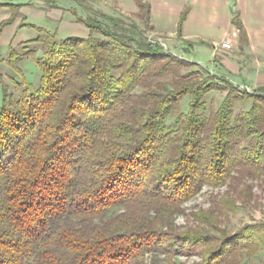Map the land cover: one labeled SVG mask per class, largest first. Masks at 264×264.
<instances>
[{"label": "trees", "instance_id": "obj_1", "mask_svg": "<svg viewBox=\"0 0 264 264\" xmlns=\"http://www.w3.org/2000/svg\"><path fill=\"white\" fill-rule=\"evenodd\" d=\"M135 1L148 22L149 7ZM8 5L13 17L0 24V38L19 15L20 4ZM103 18L108 24L86 21L87 38L58 40L37 26L40 82L33 88L23 77L18 99L4 92L0 264H152L151 253L200 249L203 264H245L264 250V224L219 239L173 227L205 184L225 185L237 174L240 197H253L247 181L264 173V87L250 92L225 78L227 87L184 74L188 64L209 72L147 41L138 24ZM212 90L228 92L217 110L204 100ZM187 94L194 102L186 113ZM237 100L251 108L237 114ZM236 203L225 198L195 219L216 227Z\"/></svg>", "mask_w": 264, "mask_h": 264}, {"label": "crops", "instance_id": "obj_2", "mask_svg": "<svg viewBox=\"0 0 264 264\" xmlns=\"http://www.w3.org/2000/svg\"><path fill=\"white\" fill-rule=\"evenodd\" d=\"M76 0H0V24L13 17L9 2L20 4L19 15L5 26L0 44L17 46L35 39L36 27L68 37H88L90 29L75 10ZM99 17L115 16L106 2H115L122 13L141 8L135 0H88ZM149 7L148 24L170 46H178L193 62L214 76L241 88L243 83L264 87V0H142ZM46 2L50 3L47 4ZM81 6V4H80ZM185 15V17H183ZM238 20L242 25L237 34ZM229 38L231 49L220 47ZM63 39V38H61Z\"/></svg>", "mask_w": 264, "mask_h": 264}, {"label": "rangeland", "instance_id": "obj_3", "mask_svg": "<svg viewBox=\"0 0 264 264\" xmlns=\"http://www.w3.org/2000/svg\"><path fill=\"white\" fill-rule=\"evenodd\" d=\"M46 3L50 5L48 2ZM106 3L112 7L114 10L113 13L116 17L124 20L126 23L138 24L147 38V41L152 42L153 44H160L165 48L166 51L174 54L178 58L193 62L191 61L192 58L188 57V55H186L181 48L175 45H168L165 39H160L161 37L151 32L150 26L145 18V10L141 9L140 16L142 18H138L134 12L122 13L115 2L111 1ZM75 6L76 8L74 9L81 14L80 16H82V18L92 16L104 24H108L106 19L99 17L94 11L90 10L92 8V4L88 0H76ZM52 28H54V30H48L55 33V25ZM89 29L91 34V28ZM36 32L38 35V30H36ZM237 34H239L238 29ZM96 36L102 37L98 34ZM56 38L60 40L61 38H65V35L58 34ZM34 40L35 39H31L22 42L15 47L13 46L14 50L11 56L13 65L10 64V46H7L6 44H0V104L3 100L4 92L10 96L8 99H18L21 96L18 84H22L24 82L23 77L26 78L33 88L38 86L41 78V72L35 59L38 56H42L43 51L41 49V44L34 42ZM191 72H200L204 78L210 79L214 77L213 81L215 83L223 87H227L220 76H214L209 71V73H206L202 71L201 68L196 64H188L182 70V73L184 74H189ZM163 80L164 82H169L170 78L167 77ZM241 83H243V86L240 90L246 89L250 92H255L258 89L251 84H245L244 81ZM142 90L143 87L139 86L135 89L134 93H140ZM227 93L228 92L224 90H212L204 96V100L210 109L217 110L221 106L224 98L227 96ZM11 96L13 98H11ZM193 102L194 99L191 94L185 95L181 99V110L187 113L190 110L191 104ZM234 106L235 112L237 114L245 112L251 108L250 103L241 100H237ZM175 120L176 119L174 117H171L167 120V122L172 124ZM236 177L237 174H234V177L225 185L217 187L205 184L194 197L183 203L181 205V210L175 215L173 227L175 233L184 232L185 230L193 228L199 229L201 232L207 235L212 234L219 239L225 235L232 236L237 232L245 230L247 227L264 224V173L257 177L248 179L247 183L252 188L253 196L249 201L248 197L246 200H244V197H240L238 194L236 188L237 181L235 180ZM225 198L236 199L237 209L229 213L228 216L223 217V222L218 223L216 227L210 228L209 226L200 224L196 221L195 215L197 213L207 212L215 208L218 209L221 201ZM165 244L169 245L170 242L167 241ZM202 250L200 249L195 254H174L170 257L162 254L155 256L153 253H151L147 255V263L150 262L154 264V260H158L162 262L161 264H203L205 255ZM242 262L245 264H264V250H262L258 256L254 258L242 259Z\"/></svg>", "mask_w": 264, "mask_h": 264}, {"label": "built area", "instance_id": "obj_4", "mask_svg": "<svg viewBox=\"0 0 264 264\" xmlns=\"http://www.w3.org/2000/svg\"><path fill=\"white\" fill-rule=\"evenodd\" d=\"M219 45H220V47H222L226 50L232 48V42L229 38H226L225 40H223Z\"/></svg>", "mask_w": 264, "mask_h": 264}]
</instances>
